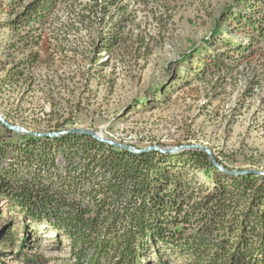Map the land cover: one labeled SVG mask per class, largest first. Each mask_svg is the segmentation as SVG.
<instances>
[{"label":"rangeland","instance_id":"374dc122","mask_svg":"<svg viewBox=\"0 0 264 264\" xmlns=\"http://www.w3.org/2000/svg\"><path fill=\"white\" fill-rule=\"evenodd\" d=\"M18 1L0 0V115L9 123L32 133L90 129L138 150L204 145L231 169L264 171L262 62L203 68L201 79L190 71L214 52L204 44L235 0H61L31 34L12 28L31 0ZM22 136L0 123V149ZM7 207L0 198V264H27L16 253L24 235L23 251L43 264L74 263L65 237L40 226L32 240Z\"/></svg>","mask_w":264,"mask_h":264},{"label":"trees","instance_id":"16d2710c","mask_svg":"<svg viewBox=\"0 0 264 264\" xmlns=\"http://www.w3.org/2000/svg\"><path fill=\"white\" fill-rule=\"evenodd\" d=\"M60 1H28L12 28L26 24L31 34ZM235 2L204 44L214 42V52L190 69L195 77L211 66L230 73L254 57L264 70V0ZM113 40L105 39L101 51ZM21 138L0 149V198L32 240L40 226L65 237L72 264H169L174 255L184 264H264L263 177L235 176L217 159L228 170L219 172L199 151L132 154L87 136ZM7 153L11 160L1 163ZM28 237L16 253L27 264H43L23 251Z\"/></svg>","mask_w":264,"mask_h":264},{"label":"water","instance_id":"95a60500","mask_svg":"<svg viewBox=\"0 0 264 264\" xmlns=\"http://www.w3.org/2000/svg\"><path fill=\"white\" fill-rule=\"evenodd\" d=\"M0 123L9 131L17 133V134H27L32 137H39V138H58L63 136H70V135H78V136H87L95 139L96 141H99L107 146H111L118 149L126 150L132 154H142V153H148V152H158L165 155H172V154H179L184 152H193V151H199L204 154H206L210 160V162L219 170V172L222 173H228V170H226L222 165H220L217 162V159L215 158L212 151L204 145H181L176 146L172 148H164L162 146H153L149 147L143 150H138L136 148H133L127 144H122L118 142H114L109 139L103 138L100 134L96 133L93 130L90 129H71L68 131L63 132H53V133H32L26 131L24 128H21L19 126L12 125L9 123L2 115H0ZM233 175L241 177V176H257V177H263L264 178V171L260 170H243V171H234L232 172Z\"/></svg>","mask_w":264,"mask_h":264}]
</instances>
